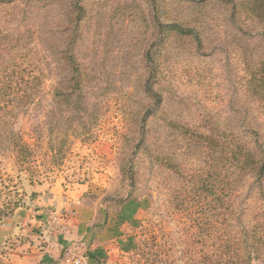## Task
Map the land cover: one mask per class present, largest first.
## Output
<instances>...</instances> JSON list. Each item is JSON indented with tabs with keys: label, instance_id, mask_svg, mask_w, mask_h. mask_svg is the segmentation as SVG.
<instances>
[{
	"label": "rangeland",
	"instance_id": "1",
	"mask_svg": "<svg viewBox=\"0 0 264 264\" xmlns=\"http://www.w3.org/2000/svg\"><path fill=\"white\" fill-rule=\"evenodd\" d=\"M154 1L86 0L78 18L76 0L0 6V32L32 45L37 65L24 75L33 68L42 80L37 101L11 117L13 140L0 144L1 212L29 196L23 184L83 189L108 234L102 264H184V232L212 225L227 175L212 144L184 141V129L206 123L214 136H230L238 111L256 108L245 97L241 106L236 101L264 48V19L245 9L233 17L231 0H157L167 14L162 26H184L200 38L164 27L160 44ZM152 47L150 69L143 58ZM65 48L86 78L75 87L65 82ZM154 87L158 93L149 92ZM68 92L71 104L62 97ZM18 149L27 152L20 157Z\"/></svg>",
	"mask_w": 264,
	"mask_h": 264
},
{
	"label": "trees",
	"instance_id": "2",
	"mask_svg": "<svg viewBox=\"0 0 264 264\" xmlns=\"http://www.w3.org/2000/svg\"><path fill=\"white\" fill-rule=\"evenodd\" d=\"M73 1L68 0L69 6L74 5ZM204 1L196 0V3L203 4ZM84 2L86 4V0H76L77 6L74 11L77 18L79 12L86 9ZM154 2L152 19L158 30L163 16L166 17L167 14L164 13L161 3L159 4L157 0ZM7 3L5 0H0V6ZM231 4L233 17L237 13L241 14V9H245L253 19H264V0H231ZM77 24L79 25V22ZM175 26L177 29L174 28ZM164 27L169 31H176L180 36H193L200 40L191 29L184 31V26L161 25L159 32H155L162 37L160 44L163 41L161 32ZM31 46L23 41L13 42L5 32H0V104H3V107H0L1 145L10 144L14 138L10 130L11 117L37 101L36 95L42 85L41 77L33 73V68L27 75L22 71L37 65L36 58L30 57L32 51L28 53V50H33ZM152 51L153 47L143 58L145 65L150 69L157 62ZM261 51L256 55L255 65L249 68L248 79L241 87L236 101L241 106V99L245 97V101L256 105V108L249 107V114L238 111V119L234 121L230 136L221 132H217L214 136L206 123L191 127L193 130L188 125L184 129V141L192 142L196 146L199 139L212 144L219 162L217 165H220L222 173H227L224 175L227 181L224 178L220 181L221 191L218 195L216 213L211 218L212 225L201 228L198 222L194 234L184 232V264H251L255 260H264V48ZM61 54L64 70L69 74L65 78L66 84L74 86L79 81L85 80L73 51L65 48ZM149 81L150 79L145 85L148 86ZM149 92L159 91L154 87ZM62 97H65V104L72 103L71 93L68 92ZM59 100V93L55 92L53 97L55 107H59ZM70 111L74 112L75 108ZM149 113L150 110L147 115ZM246 125L251 126L249 131L246 130ZM216 127L219 128L217 125ZM199 129L204 132L200 133ZM18 152L21 157L27 151L18 149ZM252 193L258 196L257 203H251ZM242 194L245 199L241 198ZM196 240H203L205 249L201 250V246L195 247ZM206 249H210L211 253H202Z\"/></svg>",
	"mask_w": 264,
	"mask_h": 264
},
{
	"label": "crops",
	"instance_id": "3",
	"mask_svg": "<svg viewBox=\"0 0 264 264\" xmlns=\"http://www.w3.org/2000/svg\"><path fill=\"white\" fill-rule=\"evenodd\" d=\"M22 187L29 196L20 204L4 213L0 205V264H65L68 249L84 257L82 264L103 263L110 248L108 234L83 189L65 191L59 184Z\"/></svg>",
	"mask_w": 264,
	"mask_h": 264
},
{
	"label": "built area",
	"instance_id": "4",
	"mask_svg": "<svg viewBox=\"0 0 264 264\" xmlns=\"http://www.w3.org/2000/svg\"><path fill=\"white\" fill-rule=\"evenodd\" d=\"M65 264H82L84 257L78 256L72 249H68L63 259Z\"/></svg>",
	"mask_w": 264,
	"mask_h": 264
}]
</instances>
